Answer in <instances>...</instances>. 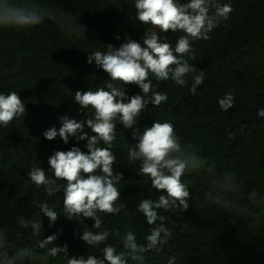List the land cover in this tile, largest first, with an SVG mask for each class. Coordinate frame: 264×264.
<instances>
[{"label":"trees","instance_id":"trees-1","mask_svg":"<svg viewBox=\"0 0 264 264\" xmlns=\"http://www.w3.org/2000/svg\"><path fill=\"white\" fill-rule=\"evenodd\" d=\"M16 4L39 3L49 8H61L71 13L78 25L86 26L85 34L69 31L58 23L45 20L41 25L23 29H0V93L16 91L26 105L24 117H18L7 127L0 125V229L6 230L8 247L15 250L36 248L41 239L56 235L50 246L67 244L69 256L102 255L101 249L90 247L81 239L85 229L110 232L108 243L123 250L121 238L127 230L144 244L154 225H149L138 204L142 199H157L163 194L151 187L148 177L138 174L139 162L127 159V150L136 145L135 129L119 122L112 151L117 157L114 170L123 174L117 186L119 203L126 207L118 215L103 214L102 229H93L92 218H68L63 212V190L47 197L37 189L28 175L33 167H43L51 177L48 158L55 151L79 147L87 152V141L70 137L65 144L57 136L47 140L44 132L59 127L60 117L67 115L78 122L93 113L83 109L73 99L76 91L96 90L112 82L108 74L87 63L88 53L106 50L111 43L119 47L127 36L142 41L145 24L136 28L125 0H11ZM231 4L234 11L209 35L210 39L192 42L195 59L185 57L197 70L205 73L197 95L169 79L157 82L156 91L166 92L168 100L160 106L149 104L138 120L136 129L142 134L154 121H168L175 126L182 143L192 144L197 154L216 164L219 175L235 177L237 191L228 198L231 210L203 202V190L209 187L204 173L192 172L183 177L190 193V207L178 214L162 213L173 235L160 252L145 253L144 264H168L175 256L176 264H264V0H220ZM119 35L121 39L115 37ZM182 32L161 36L175 46ZM115 83V82H113ZM127 95H143L135 85L117 84ZM227 93L234 95V106L227 111L218 101ZM85 132L93 135L85 124ZM63 185L64 181H58ZM255 190L256 197L251 199ZM47 202L58 212L50 223L40 212L39 204ZM38 219L42 224L39 236L31 228L23 229L18 217ZM175 222L173 224L172 222ZM119 231L120 236H115ZM63 253L50 258L48 264H67ZM28 264H41L33 260ZM129 264L134 262L129 261Z\"/></svg>","mask_w":264,"mask_h":264},{"label":"clouds","instance_id":"clouds-1","mask_svg":"<svg viewBox=\"0 0 264 264\" xmlns=\"http://www.w3.org/2000/svg\"><path fill=\"white\" fill-rule=\"evenodd\" d=\"M136 19L150 25L144 32L142 41L138 42L127 36L119 47L107 44L106 50L88 53L87 63H95L97 68L108 74L110 81L106 88L76 91L74 101L83 109H91L92 115L86 121L78 122L67 115L60 117L59 129L52 126L44 132L47 140L59 136L65 144L70 137L77 141H87V152L79 147L68 151L57 150L48 158L50 177L43 167H33L28 175L30 182L37 189L43 188L47 197H54L62 190L63 212L68 218H92L93 229H102L103 214L118 215L125 204L119 203L121 192L117 187L124 179L123 174L114 170L117 157L112 151L116 141V128L119 122L125 128L135 129L133 138L138 140L127 150L130 163L139 162L138 174L148 177L151 187L163 193L153 200L142 199L138 211L142 213L149 225L150 234L144 244L138 243L136 234L127 230L121 242L123 250L119 253L108 243L110 232L106 228L100 231L85 229L81 239L90 247L103 245L102 255L69 256L67 244L50 246L57 240L56 235H49L38 241L36 248L24 246L10 250L6 230L0 229V264H28L33 260L48 264L60 254L67 258V264H144L145 253L160 252L172 238V231L167 226L169 217L162 213L178 214L187 212L190 207L191 193L183 177L192 172L204 173L209 179V187L203 190L205 205L214 204L231 210L235 207L228 198L230 192L237 191L235 177L219 175L216 164L197 154L192 144H184L178 137L175 126L168 121H154L151 127L140 134L136 129L138 120L149 104L160 106L168 100L166 92L153 88L152 78L157 82L171 79L175 85L186 87L192 80L189 92L197 95V89L204 83L205 73L198 71L195 65L185 57L195 59L192 42L210 39V33L222 22L230 18L234 11L231 4L220 0H134ZM58 23L69 31L85 34L86 26L78 25L71 13L61 8H49L39 3L16 4L11 0H0V29L23 30L41 25L45 20ZM182 32L175 46L167 41L161 33ZM121 39L119 35L115 37ZM115 82V83H113ZM135 84L143 95L129 97L117 84ZM224 111L234 106V95L227 93L218 101ZM26 105L21 95L12 90L0 93V125L7 127L14 119L23 116ZM264 117V109L258 112ZM85 124L93 135L85 132ZM58 181H64L63 185ZM253 190L251 199H255ZM40 212L49 218L50 223L58 219V212L47 202L39 204ZM17 223L23 229L31 228L33 236H39L41 222L33 218L18 217ZM175 224V222H172ZM115 236L119 237L117 231ZM172 256L168 264H176Z\"/></svg>","mask_w":264,"mask_h":264},{"label":"rangeland","instance_id":"rangeland-1","mask_svg":"<svg viewBox=\"0 0 264 264\" xmlns=\"http://www.w3.org/2000/svg\"><path fill=\"white\" fill-rule=\"evenodd\" d=\"M128 7L130 8L131 11V21H132V25L133 27H140L143 25V23H141L140 21H138V19H136V9L134 6V0H125ZM150 25H146L144 30L142 31L141 37L143 38L144 32L147 30V28H149Z\"/></svg>","mask_w":264,"mask_h":264}]
</instances>
